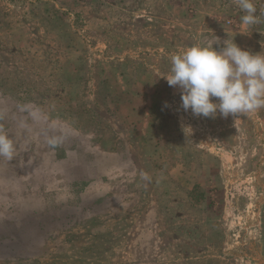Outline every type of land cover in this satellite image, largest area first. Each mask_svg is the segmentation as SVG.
<instances>
[{"label":"rangeland","instance_id":"rangeland-1","mask_svg":"<svg viewBox=\"0 0 264 264\" xmlns=\"http://www.w3.org/2000/svg\"><path fill=\"white\" fill-rule=\"evenodd\" d=\"M253 3L0 0V264H264V108L196 117L161 77L264 55Z\"/></svg>","mask_w":264,"mask_h":264},{"label":"clouds","instance_id":"clouds-1","mask_svg":"<svg viewBox=\"0 0 264 264\" xmlns=\"http://www.w3.org/2000/svg\"><path fill=\"white\" fill-rule=\"evenodd\" d=\"M244 25L259 23L253 0H236ZM217 45L221 44L217 37ZM213 43V44H214ZM189 45L171 55L170 74L163 77L179 90L181 108L196 117H234L264 108V55L240 48L234 40L222 47ZM13 141L0 132V156L9 160ZM143 175V174H142ZM147 179V176H144Z\"/></svg>","mask_w":264,"mask_h":264}]
</instances>
